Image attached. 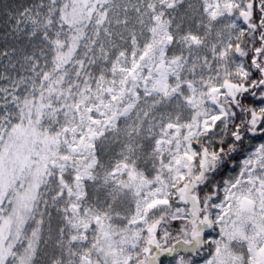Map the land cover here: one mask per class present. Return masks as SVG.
<instances>
[{
  "label": "snow or ice",
  "instance_id": "6c2138e0",
  "mask_svg": "<svg viewBox=\"0 0 264 264\" xmlns=\"http://www.w3.org/2000/svg\"><path fill=\"white\" fill-rule=\"evenodd\" d=\"M0 264H264V0H0Z\"/></svg>",
  "mask_w": 264,
  "mask_h": 264
}]
</instances>
